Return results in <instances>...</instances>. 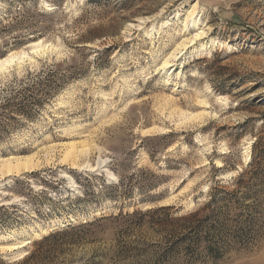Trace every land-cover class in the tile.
<instances>
[{"label":"rangeland","instance_id":"1","mask_svg":"<svg viewBox=\"0 0 264 264\" xmlns=\"http://www.w3.org/2000/svg\"><path fill=\"white\" fill-rule=\"evenodd\" d=\"M193 5L199 25L184 34ZM9 54L26 58L0 72V94L46 69L75 78L32 119L0 124V159L37 163L0 177V263L152 264L167 234L148 225L121 236L103 224L67 247L33 244L165 207L170 219L197 214L176 227L203 224L211 248L166 264H264V0H0V59ZM67 144L87 146L77 165L62 160Z\"/></svg>","mask_w":264,"mask_h":264},{"label":"trees","instance_id":"2","mask_svg":"<svg viewBox=\"0 0 264 264\" xmlns=\"http://www.w3.org/2000/svg\"><path fill=\"white\" fill-rule=\"evenodd\" d=\"M56 72L51 69L39 71L35 74L26 76L21 81L14 83L8 87L2 94H0V119L3 124L5 122H19L20 120L32 119L40 110V108L57 92L69 79H74V74L68 76H60L57 78ZM7 125H0V135L7 133ZM166 211L165 207L150 209L144 212H133L131 214H119L114 217L102 218L96 222L85 224L76 228L62 230L54 234H48L40 241L34 242V247L41 250L49 246H70L74 244L76 238L81 239L80 236L103 228V224H113L120 228V234L123 236L129 231H139L146 228L156 229L159 233H166L163 243H156L159 254L156 256L152 264H166V261H182L175 259V256L181 255L184 251V256L194 257L196 252L211 250L207 242L205 227L203 224L190 227L183 224L179 226L176 224L185 222L190 218L196 217L197 214L188 216H179L173 219L167 214L160 215ZM171 226V230H167V226ZM207 243V244H206ZM185 258V257H184ZM34 255H29L20 263L27 264L34 260ZM0 264H7L1 262Z\"/></svg>","mask_w":264,"mask_h":264},{"label":"bare ground","instance_id":"3","mask_svg":"<svg viewBox=\"0 0 264 264\" xmlns=\"http://www.w3.org/2000/svg\"><path fill=\"white\" fill-rule=\"evenodd\" d=\"M174 18H175V21H179L180 14L179 13L175 14ZM167 23H168V21L162 22L161 26H165V25H167ZM188 23H190L191 27H193V28H195L199 25L198 15L195 12V5H193L191 8H189L188 10H186L184 12V21H182V23H181V24H183L182 30H183L184 34L188 32V26H189ZM158 31H159V29H156L154 27V24H152L148 29H146L145 35L151 39L155 34H158ZM203 34H204V32H199L192 37L190 36V38H185V37H183L185 35H183L181 42L178 45H176V49L173 50L172 53L167 54L163 58V61L159 65V68L166 71V68H169L170 63L176 58L177 52L179 53L180 51L186 49L190 43H192V42L196 41L197 39H199L200 37H202ZM37 42L33 43L34 49H32V52L33 53L34 52L35 53L40 52V54H41V52L43 50L42 51L40 50V46H39L40 41H37ZM40 45H41V43H40ZM38 48H39V50H38ZM11 54H14V52ZM17 57H18V55H17ZM25 58H26L25 54H22L21 58H17V59H15V56H12V55H10L6 58L0 59V72L6 71L10 67L11 64H13L16 61L24 60ZM27 59H29V58H27ZM192 118H194V117H192ZM78 144H70V145L67 144V146L64 145V150H63L64 153L62 154L63 155L62 156L63 161L66 162V160H68V161L72 160L73 161L72 163L74 165H77L78 162L76 163V159L82 155L83 156L87 155V153H88L87 152V146L83 145V144H81V145H78ZM105 162H106L105 160L98 158V160L96 162V168L101 170V168L104 167ZM36 166H37V163H34V156L33 155L30 157L28 156V157H23V158H15V157L1 158L0 159V177H2V176L7 177V176L13 175V174L16 175L22 171L32 170ZM79 168H89V170L95 169L94 166H90L89 164H86V165L80 164ZM105 172L108 174L107 171H105ZM109 176L111 177L110 174H109ZM46 234H47L46 231L41 230V235L44 236ZM8 237H10V236H8ZM36 238H39V235L37 233H35L32 237L30 236L29 239H26L24 242H22V245L20 247H23V246L28 245V244L30 245L34 241V239H36ZM8 248H11L14 250V249H16V246L12 245V246H9Z\"/></svg>","mask_w":264,"mask_h":264}]
</instances>
